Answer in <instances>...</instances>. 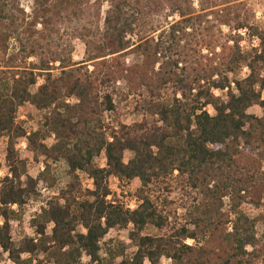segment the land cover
Segmentation results:
<instances>
[{
    "label": "trees",
    "instance_id": "obj_1",
    "mask_svg": "<svg viewBox=\"0 0 264 264\" xmlns=\"http://www.w3.org/2000/svg\"><path fill=\"white\" fill-rule=\"evenodd\" d=\"M32 2L27 14L0 0L1 253L12 264H264V215L242 208L264 207V20L245 0ZM241 32L257 47L243 50ZM26 105L42 114L30 132L17 121ZM20 139L43 160L37 180L25 176ZM59 161L71 183L32 221L37 239L15 245L11 222ZM111 177L139 182L134 210L109 200ZM113 230L128 231L133 254L103 243Z\"/></svg>",
    "mask_w": 264,
    "mask_h": 264
},
{
    "label": "rangeland",
    "instance_id": "obj_2",
    "mask_svg": "<svg viewBox=\"0 0 264 264\" xmlns=\"http://www.w3.org/2000/svg\"><path fill=\"white\" fill-rule=\"evenodd\" d=\"M20 7L27 13L30 14L33 2L32 0H18ZM248 7L255 13V20L257 22H263V14H264V0H245ZM195 3V2H194ZM107 9V5L105 3L102 4L101 8V14L104 15V12ZM171 20V19H170ZM169 20V21H170ZM241 48L245 51H250L252 48L257 47L258 42L255 38L250 37L246 34H243L241 32ZM73 55L72 59L74 62H80L84 55V46L79 41H74L73 43ZM136 59L130 57L129 62H134ZM246 74V69H243L242 72L238 75V77L242 78ZM41 84L40 79L38 80V85ZM37 85V86H38ZM119 88L124 90V85L119 84ZM217 95V94H216ZM261 99L264 100V91L261 93ZM210 114H212V111L210 109H207ZM250 113L254 116L259 117L261 115L260 111L257 108H254L250 110ZM42 114L40 112H37L32 108L31 106H24L21 109H19L17 114V121L21 123L22 127L27 131L30 132V129H35L36 126L41 121ZM139 118L136 116H124L122 118V121L125 124H130L133 121H138ZM94 126V125H93ZM53 139H47L45 141V144L47 147H51L53 145ZM16 152L18 153V156L22 159L21 161L25 162V176L32 178V179H38L40 176V173L44 171V166L41 162H43L42 159L34 160L27 150V144L24 139H20L17 142L16 145ZM6 156V140L2 139L0 140V181L5 178L7 175V165L5 161ZM128 156H126V159ZM260 158L262 160V168L264 171V150L260 153ZM93 165L96 168H104L105 167V157L102 153L97 159H94ZM78 179L80 182V186L82 189V192L85 193L89 190H92V181L89 179V177L85 174L79 173ZM48 176L50 178V181H46L44 184L39 183L37 188V194L35 197L31 198L22 208L20 217L18 220L11 222V235L13 239V243L15 245L18 244L20 240L28 239V240H36L37 237L35 235L34 228L32 227V221L37 216V214L40 211V208L45 205V203L52 199V197L56 196L58 192L66 190L68 185L71 183V178L68 175V168L67 165L63 161L55 162L50 164V169ZM26 177H23V181H26ZM48 183H52L53 188H49ZM108 186L111 191L112 196L109 198V200L115 201L116 203H119L129 210H134L136 208V202H135V192L139 188V182L137 180L125 182L120 181L116 178H109L108 179ZM264 203V199H263ZM226 207H228L227 200L225 201ZM243 211L249 216L254 217L257 215V213H263L264 215V207H262L259 210L253 209L250 206L244 205ZM15 210V207L13 208ZM50 228H48L47 233L50 234ZM261 228L258 227V232L260 233ZM145 235L150 236H156L157 232L153 229L148 227L145 230ZM115 239L118 240L126 249L127 255H131L134 252V248L132 244L128 240V231H122V230H113L111 231L106 238L104 239L103 243H105L107 240ZM187 245H191V241L186 242ZM87 260L82 259V264H86ZM0 264H12L9 260L7 254H3L0 251ZM148 264V263H145ZM159 264H172L167 259H161Z\"/></svg>",
    "mask_w": 264,
    "mask_h": 264
}]
</instances>
